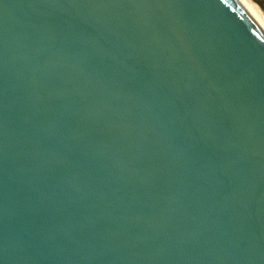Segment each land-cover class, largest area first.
<instances>
[{
  "label": "water",
  "instance_id": "water-1",
  "mask_svg": "<svg viewBox=\"0 0 264 264\" xmlns=\"http://www.w3.org/2000/svg\"><path fill=\"white\" fill-rule=\"evenodd\" d=\"M0 264H264L239 0H0Z\"/></svg>",
  "mask_w": 264,
  "mask_h": 264
},
{
  "label": "bare ground",
  "instance_id": "bare-ground-1",
  "mask_svg": "<svg viewBox=\"0 0 264 264\" xmlns=\"http://www.w3.org/2000/svg\"><path fill=\"white\" fill-rule=\"evenodd\" d=\"M239 1L246 7V9L250 12V14L256 19V21L264 29V20L260 15L258 5L253 0H239Z\"/></svg>",
  "mask_w": 264,
  "mask_h": 264
},
{
  "label": "built area",
  "instance_id": "built-area-1",
  "mask_svg": "<svg viewBox=\"0 0 264 264\" xmlns=\"http://www.w3.org/2000/svg\"><path fill=\"white\" fill-rule=\"evenodd\" d=\"M253 1L258 5L260 15L264 20V0H253Z\"/></svg>",
  "mask_w": 264,
  "mask_h": 264
}]
</instances>
